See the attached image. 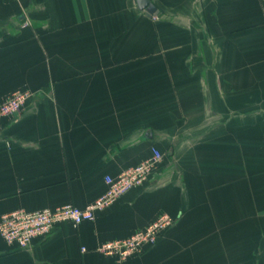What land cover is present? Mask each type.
<instances>
[{
  "label": "crops",
  "instance_id": "crops-1",
  "mask_svg": "<svg viewBox=\"0 0 264 264\" xmlns=\"http://www.w3.org/2000/svg\"><path fill=\"white\" fill-rule=\"evenodd\" d=\"M0 0V220L87 207L163 154L140 188L0 264H264V0ZM174 225L119 261L97 248L160 216ZM86 249V251H84Z\"/></svg>",
  "mask_w": 264,
  "mask_h": 264
},
{
  "label": "built area",
  "instance_id": "built-area-1",
  "mask_svg": "<svg viewBox=\"0 0 264 264\" xmlns=\"http://www.w3.org/2000/svg\"><path fill=\"white\" fill-rule=\"evenodd\" d=\"M31 96V93L25 90L12 93L1 103L0 116L12 118L21 114ZM162 159L163 154L153 148L150 157L141 164L126 169L116 177L106 176V191L85 209L67 204L58 209H43L31 213L16 210L7 213L0 220V236L8 245L26 249L36 239L48 238L62 224L71 223L73 226H79L86 221L93 222L98 211L110 208L130 191L142 187L157 170ZM174 223L175 220L170 215L164 214L132 236L106 242L99 246L97 251L121 262L126 261L132 256L144 254L146 249L155 245Z\"/></svg>",
  "mask_w": 264,
  "mask_h": 264
},
{
  "label": "water",
  "instance_id": "water-1",
  "mask_svg": "<svg viewBox=\"0 0 264 264\" xmlns=\"http://www.w3.org/2000/svg\"><path fill=\"white\" fill-rule=\"evenodd\" d=\"M151 0H139L140 7L144 9V7H147V10L152 13L154 11V7L152 4H150Z\"/></svg>",
  "mask_w": 264,
  "mask_h": 264
}]
</instances>
